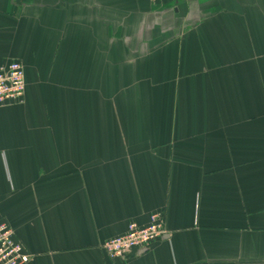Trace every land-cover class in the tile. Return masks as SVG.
Masks as SVG:
<instances>
[{
    "label": "crops",
    "instance_id": "crops-1",
    "mask_svg": "<svg viewBox=\"0 0 264 264\" xmlns=\"http://www.w3.org/2000/svg\"><path fill=\"white\" fill-rule=\"evenodd\" d=\"M14 61L0 222L29 264H264V0H0Z\"/></svg>",
    "mask_w": 264,
    "mask_h": 264
},
{
    "label": "built area",
    "instance_id": "built-area-1",
    "mask_svg": "<svg viewBox=\"0 0 264 264\" xmlns=\"http://www.w3.org/2000/svg\"><path fill=\"white\" fill-rule=\"evenodd\" d=\"M26 96V75L21 62L14 61L0 68V105L23 104ZM150 225L139 227L131 224L125 235L110 239L103 244V250L111 260H122L132 251H145L165 234L163 214L150 218ZM33 259L17 240L14 229L6 222H0V264H29Z\"/></svg>",
    "mask_w": 264,
    "mask_h": 264
}]
</instances>
